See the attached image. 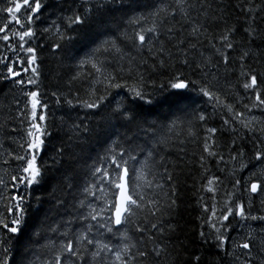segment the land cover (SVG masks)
Segmentation results:
<instances>
[{
  "label": "snow or ice",
  "instance_id": "snow-or-ice-1",
  "mask_svg": "<svg viewBox=\"0 0 264 264\" xmlns=\"http://www.w3.org/2000/svg\"><path fill=\"white\" fill-rule=\"evenodd\" d=\"M0 20V264H177L193 169L207 264H264V0H4ZM46 49L72 61L66 92L41 86Z\"/></svg>",
  "mask_w": 264,
  "mask_h": 264
},
{
  "label": "trees",
  "instance_id": "trees-1",
  "mask_svg": "<svg viewBox=\"0 0 264 264\" xmlns=\"http://www.w3.org/2000/svg\"><path fill=\"white\" fill-rule=\"evenodd\" d=\"M47 2V0H46ZM71 3V0H68ZM4 0H0V7L3 6ZM52 4H58L59 0H51ZM67 7V4H65ZM53 9L49 8L45 13L47 16V22L50 23L52 19L56 17L51 15ZM59 14V13H57ZM82 54V52H81ZM43 59V76H42V88L47 92L54 89L57 86V80L59 79L60 86L63 91H67L66 88L63 87V81L67 79L70 69L66 67V65L72 64V61L64 58L63 61L58 59L59 54H53L50 50H47L42 54ZM60 73V77L57 78L56 74ZM9 85L6 83H0V107L7 104L11 99L10 94H8ZM194 97V94H189ZM51 112H54L56 116H60L63 112L68 111L66 108H58L55 106L54 102H52V107L50 109ZM85 110L77 109L76 112L72 113V117L75 118L77 115L83 116ZM179 114V113H177ZM167 115V110L165 109L160 113L161 118ZM155 118V117H153ZM95 123V122H94ZM70 134V133H69ZM57 138H64L63 132H58L56 134ZM102 135L98 140L96 136H93L90 140H88L85 144L80 148L76 149V154L78 156H95L97 153L102 151ZM54 143L58 142V139L53 141ZM51 147L49 148V151ZM192 146H189V151H195ZM90 162V161H89ZM4 166L0 164V169ZM59 173L55 169H51L49 171L48 183L43 185L38 191L34 193V195H42L44 198V203L40 205L39 209L34 208L32 210L31 219L29 221L30 224L37 223L44 217V211L48 207V197L46 195V191H51V185H53L58 178ZM197 170L193 169L191 173H188L186 170L185 176L182 177L184 181L181 185L178 206L173 212L172 218L170 220L171 223L176 225V232L173 234L172 242L178 246H182L180 257L177 260V264H189V260L193 255H201L202 261L201 264H207V261L216 255V250L214 248L208 247V245H202L201 241L198 237V232L200 230V221L197 217L201 214L200 208L197 205V196L196 189L197 184L196 180H198ZM35 203V202H34ZM44 241L41 240L40 244H43ZM15 257L19 260L22 256H26L30 259H35L33 256V252L39 254L40 246L39 245H28L27 241L22 237L20 243H16L14 241V247L12 249Z\"/></svg>",
  "mask_w": 264,
  "mask_h": 264
},
{
  "label": "rangeland",
  "instance_id": "rangeland-1",
  "mask_svg": "<svg viewBox=\"0 0 264 264\" xmlns=\"http://www.w3.org/2000/svg\"><path fill=\"white\" fill-rule=\"evenodd\" d=\"M0 23H2V20H0Z\"/></svg>",
  "mask_w": 264,
  "mask_h": 264
}]
</instances>
